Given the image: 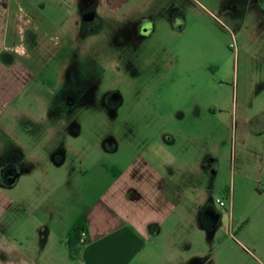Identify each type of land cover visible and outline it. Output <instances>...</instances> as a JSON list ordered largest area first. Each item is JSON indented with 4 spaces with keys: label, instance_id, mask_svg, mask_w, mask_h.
<instances>
[{
    "label": "rangeland",
    "instance_id": "374dc122",
    "mask_svg": "<svg viewBox=\"0 0 264 264\" xmlns=\"http://www.w3.org/2000/svg\"><path fill=\"white\" fill-rule=\"evenodd\" d=\"M13 13L35 27L25 58L1 52ZM0 65V107L40 117L11 132L43 154L0 155V264H78L85 206L160 143L203 159L207 220L143 264H264V0H0ZM201 135L214 147L184 139Z\"/></svg>",
    "mask_w": 264,
    "mask_h": 264
},
{
    "label": "crops",
    "instance_id": "0c3cea01",
    "mask_svg": "<svg viewBox=\"0 0 264 264\" xmlns=\"http://www.w3.org/2000/svg\"><path fill=\"white\" fill-rule=\"evenodd\" d=\"M11 17L12 25L8 19L2 30L1 52L25 58L28 48L24 44V34L31 28L35 30V27L29 23L24 27L23 18L16 17L15 13ZM15 62L24 66L21 60ZM0 68L3 69V66L0 65ZM3 106L0 107V132L4 135L0 140V155L6 157L12 146H18L19 154L40 163L43 154L38 148V140H15L11 132L14 118L34 119V123L39 125L40 117L17 106L11 111L3 109ZM262 122L264 126V120ZM179 131L182 133V129ZM184 139L198 143L204 149L214 147L216 142V139L204 135ZM157 146L148 156L139 155L123 168L114 166V174L104 190L85 206L80 220L87 239L80 244L78 264H143L148 257H153L156 249L163 248L167 254L174 252L169 244L163 245L158 241L160 238L168 239V243L174 240L170 235L179 232L175 226L192 224L200 231L199 227L206 224L203 209L205 191L199 183L200 176L206 173L203 159L186 154L161 155L158 150L164 144ZM210 161L213 166L210 164L208 168L215 173L216 163L213 159ZM190 178L196 179L198 185L191 192L192 198L187 200L184 194L190 192L187 185ZM176 254L184 258L182 249H176Z\"/></svg>",
    "mask_w": 264,
    "mask_h": 264
},
{
    "label": "flooded vegetation",
    "instance_id": "af4514ba",
    "mask_svg": "<svg viewBox=\"0 0 264 264\" xmlns=\"http://www.w3.org/2000/svg\"><path fill=\"white\" fill-rule=\"evenodd\" d=\"M80 20L87 25L86 27H88V29H93L97 23L95 13H93L91 9H85L80 15Z\"/></svg>",
    "mask_w": 264,
    "mask_h": 264
},
{
    "label": "trees",
    "instance_id": "16d2710c",
    "mask_svg": "<svg viewBox=\"0 0 264 264\" xmlns=\"http://www.w3.org/2000/svg\"><path fill=\"white\" fill-rule=\"evenodd\" d=\"M83 230L82 223L78 222L70 231L69 234V244L73 245L75 240H78L80 231Z\"/></svg>",
    "mask_w": 264,
    "mask_h": 264
},
{
    "label": "built area",
    "instance_id": "2783aa9c",
    "mask_svg": "<svg viewBox=\"0 0 264 264\" xmlns=\"http://www.w3.org/2000/svg\"><path fill=\"white\" fill-rule=\"evenodd\" d=\"M215 201L216 203H218L219 206L224 205V203L220 199H216ZM86 239H87L86 232L84 230H81L78 236V243L84 244L86 242Z\"/></svg>",
    "mask_w": 264,
    "mask_h": 264
}]
</instances>
